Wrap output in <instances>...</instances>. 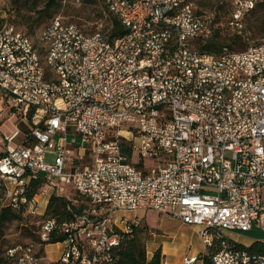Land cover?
<instances>
[{"label": "built area", "instance_id": "built-area-1", "mask_svg": "<svg viewBox=\"0 0 264 264\" xmlns=\"http://www.w3.org/2000/svg\"><path fill=\"white\" fill-rule=\"evenodd\" d=\"M97 1L105 21L93 32L56 14L35 39L0 20V91L17 118L5 132L0 112V210L44 215L68 186L90 205L41 222L39 247L65 233L57 259L30 243L8 250L14 264H110L139 224L118 211L136 209L199 224L214 264H264L226 233L264 230V39L202 51L195 39L213 15L194 1ZM227 1L242 29L259 0ZM107 10L123 35L112 38ZM40 174L47 183L31 196Z\"/></svg>", "mask_w": 264, "mask_h": 264}, {"label": "trees", "instance_id": "trees-1", "mask_svg": "<svg viewBox=\"0 0 264 264\" xmlns=\"http://www.w3.org/2000/svg\"><path fill=\"white\" fill-rule=\"evenodd\" d=\"M40 1L44 3V7L37 9V3ZM60 1L61 0H14L16 8H18L20 12L23 9H28L29 11L37 10V13L40 15V19H43V17L50 16V11L52 7L57 5ZM95 1L98 2L97 0ZM190 1L195 2V0H182L183 3H187ZM195 4L197 7V12L203 14L207 13L196 2ZM256 4L257 5L254 9H251L246 13L244 17L245 26L244 28L240 29L239 27L230 25V15L232 16L233 8L232 4L229 1L220 0V2L218 1L216 3H213L212 6L215 7L216 11L213 14V17L209 23L211 32L210 34L205 36H198L195 39L196 45H198L202 51L220 53L225 46L229 47L232 50L240 51L248 48L250 45L258 43L250 42V33L247 25L250 16L256 11H258L259 8L264 7V0H259ZM223 8L227 17L225 19L227 20L226 25L224 27H220L219 25L217 26V22L220 19L219 12ZM107 12L108 18H110L113 22V26L111 28V34L113 36L112 38L123 35L127 31V29L120 20L119 16L112 11L107 10ZM102 14L104 16L103 9ZM53 17H51L50 20H48V22L44 24V26L48 25ZM2 19L3 18H1L0 20ZM29 27L30 29H35L33 25ZM46 183L47 179L44 174H40L37 178H33L31 180V188L29 194L33 196L37 193H40L41 190L45 187ZM71 189H73V191H70L68 194H56L57 192L51 193L52 195L50 196L48 204L46 206V212L43 215V220L48 217H53L56 218V222L60 224L64 220H70L75 218L77 215L83 213L90 207L89 203L85 200L84 197L77 193L73 187H71ZM21 215L22 212H18L12 209L11 207H4L0 210V225L8 219ZM139 228L140 225H136V232L134 236L125 238L121 242V244H119L115 249H113V261L110 264H164L163 253L161 248L155 250L153 255L149 257L147 252L146 241L138 237ZM25 230L31 232L28 227H26ZM64 234L65 233L63 231L55 230L54 232H52L50 238L42 242V245L40 247V254H45L46 244L62 241L65 238ZM38 242H40V236L38 238ZM238 244L247 247L251 251L264 253V239H256L255 241H252V243L249 245L241 242H239ZM12 247H9V249ZM217 249L218 247H214L212 251H210V253H202L198 255L197 258H202L203 264H214L212 261V254ZM8 250L7 264H14L16 262V258L8 254Z\"/></svg>", "mask_w": 264, "mask_h": 264}, {"label": "rangeland", "instance_id": "rangeland-1", "mask_svg": "<svg viewBox=\"0 0 264 264\" xmlns=\"http://www.w3.org/2000/svg\"><path fill=\"white\" fill-rule=\"evenodd\" d=\"M220 2V0H195V2L202 7L207 13L213 15L216 11L213 7V3ZM44 7L43 2L37 3V9ZM51 15L43 17L40 19V15L37 10L29 11L28 9H23L21 12L15 6L14 0H0V19L3 21L12 22L18 27L25 30L28 34L33 36L35 39L38 32L41 30L42 26L48 20H50L53 15H62L65 21L74 22L79 25L86 32H93L97 30L100 26L102 20L105 21L102 14L101 5L95 0H85L82 3L75 0H61L57 5L52 7L50 11ZM220 19L217 22V26L224 27L226 25V13L224 8L219 12ZM40 19V20H39ZM33 25L35 29H30L29 26ZM249 29L250 42H260L264 39V7H261L252 14L247 23ZM33 30V31H32ZM17 121V118L13 119V123ZM8 126L13 129L12 119L8 121ZM14 125V124H13ZM7 127V126H5ZM7 129V128H6ZM21 138V137H19ZM20 140V139H18ZM68 192H72L71 186L66 187ZM44 205V200L42 196H38ZM47 202H45V205ZM42 214H29L22 213L21 216L14 217L6 220L0 225V264H7V250L9 247L17 245H26L30 243L36 244V250L40 251L38 246L39 229L41 222L43 221ZM174 218L169 216V214L159 213L153 209L149 210L147 221L150 225L154 223L162 222L165 228H171L174 225ZM28 227L31 232L25 230ZM188 239H187V249L197 246L201 247L204 244L201 233L194 234L195 232L188 229ZM226 233L231 237H234L241 242L249 243L252 239H262L264 238V230L255 228L254 230L242 232L236 230H226ZM194 235V236H192ZM58 243H51L47 248L48 259L55 260V257L59 249ZM207 250L206 245L203 247Z\"/></svg>", "mask_w": 264, "mask_h": 264}, {"label": "crops", "instance_id": "crops-1", "mask_svg": "<svg viewBox=\"0 0 264 264\" xmlns=\"http://www.w3.org/2000/svg\"><path fill=\"white\" fill-rule=\"evenodd\" d=\"M5 111L6 109L4 108V105H3V93L0 91V112L5 113L2 119L3 121L1 123V128L5 132H10L9 129H11L12 127L7 125L8 121L12 119L11 126H13V124L15 123V122L13 123V119L16 117H10L8 114H6ZM3 148L4 147L0 144V151L4 150ZM38 195L42 196V194H38ZM149 210L151 209L119 210L118 211L119 216H125L126 219H133L139 222L140 228L138 230V237L146 241L147 252H148L149 257L153 255L155 250H157L158 248H161L162 253H163L164 264H183V259L186 255H197L198 256L202 253H206V250L203 248L204 244L201 245V247L195 244L194 247H191L190 249H187V246H186L187 239H188L187 230L190 229L194 231L195 235L197 233H201V226L199 224L186 223L182 221L181 219L169 214V216L174 218L173 219L174 225H172L171 228H165L162 222L160 223L158 222V223H154L153 225H150L147 221ZM155 211H158V210H155ZM158 212L162 213L160 211ZM231 238L241 242L240 240L232 236ZM255 240L256 239H252L249 243L247 242L246 243L241 242V243L249 245L252 243V241H255ZM50 244L51 243H48L45 245L44 255L46 256V259H48L47 258L48 257L47 248ZM58 244L60 246L58 249V253L60 256L61 249H62V243L60 242ZM57 258H58V254L55 257V259ZM196 264H203V259L198 258Z\"/></svg>", "mask_w": 264, "mask_h": 264}]
</instances>
